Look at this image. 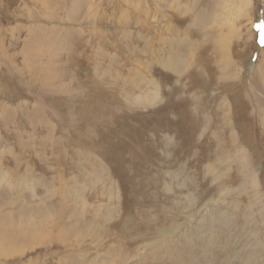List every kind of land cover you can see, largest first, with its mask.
<instances>
[{
    "label": "rangeland",
    "instance_id": "rangeland-1",
    "mask_svg": "<svg viewBox=\"0 0 264 264\" xmlns=\"http://www.w3.org/2000/svg\"><path fill=\"white\" fill-rule=\"evenodd\" d=\"M264 0H0V264H264Z\"/></svg>",
    "mask_w": 264,
    "mask_h": 264
},
{
    "label": "snow or ice",
    "instance_id": "snow-or-ice-1",
    "mask_svg": "<svg viewBox=\"0 0 264 264\" xmlns=\"http://www.w3.org/2000/svg\"><path fill=\"white\" fill-rule=\"evenodd\" d=\"M259 27H260L262 33H264V24L260 25Z\"/></svg>",
    "mask_w": 264,
    "mask_h": 264
}]
</instances>
